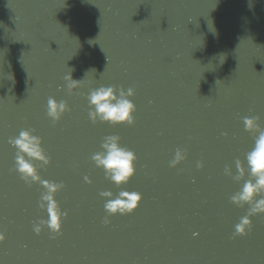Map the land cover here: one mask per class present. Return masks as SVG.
I'll list each match as a JSON object with an SVG mask.
<instances>
[{
	"label": "water",
	"instance_id": "obj_1",
	"mask_svg": "<svg viewBox=\"0 0 264 264\" xmlns=\"http://www.w3.org/2000/svg\"><path fill=\"white\" fill-rule=\"evenodd\" d=\"M72 69L90 71L69 92ZM110 85L135 90L134 124L90 120L87 93ZM49 97L70 106L59 121ZM246 116L264 130V0H0V264H264V213L234 236L248 205L230 197L249 178L236 162L258 135ZM22 129L51 157L42 178L64 185L55 238L33 230L43 187L14 169ZM108 135L137 156L119 186L91 160ZM122 190L142 193L138 208L107 216L100 193Z\"/></svg>",
	"mask_w": 264,
	"mask_h": 264
},
{
	"label": "clouds",
	"instance_id": "obj_2",
	"mask_svg": "<svg viewBox=\"0 0 264 264\" xmlns=\"http://www.w3.org/2000/svg\"><path fill=\"white\" fill-rule=\"evenodd\" d=\"M91 43V41H90ZM90 71V70H89ZM85 73V77L87 73ZM73 69L66 73L63 80L69 92L77 89L83 79H74ZM135 95L132 87L125 89L123 86L117 88L115 85L100 86L92 88L87 93L89 105L88 115L93 123L132 125L135 123L136 105L131 99ZM70 106L64 100H57L49 97L47 101V115L54 121H59L62 116L70 111ZM258 117L246 116L243 123L246 131H258L255 136L254 146L246 154V166L240 161L236 162V174L233 176L232 170L225 167V174L233 176L237 181L246 175L239 191L234 193L230 199L239 206L248 205L247 214L240 218L235 225L234 236L246 235L252 227L251 217L264 213V130H259ZM9 143L16 149L14 169L19 173L29 186L34 183L40 184L44 191L39 197V207L46 211L47 218L34 223L33 230L40 234L43 227H46L53 238L62 235L63 221L67 217V211H62L56 193L64 185L63 182L49 181L42 178L37 161L41 165L51 162V157L42 146V138L34 133L32 129H22L19 135L10 138ZM186 159V151L177 149L174 158L169 162L171 167H175L182 160ZM91 160L96 167L102 168L106 177L116 185H122L130 181L136 172V153L124 147L117 135L105 136L101 142V150L91 155ZM204 162L197 163L198 168H203ZM85 181L92 183L89 176L84 177ZM100 195L105 199L104 209L107 216L115 214H130L136 210L142 200V193L122 190L119 194L111 191H102ZM107 216L105 223L108 222ZM6 239V234L0 231V241Z\"/></svg>",
	"mask_w": 264,
	"mask_h": 264
}]
</instances>
